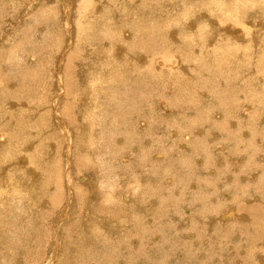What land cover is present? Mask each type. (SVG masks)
Returning a JSON list of instances; mask_svg holds the SVG:
<instances>
[{"label": "bare ground", "instance_id": "bare-ground-1", "mask_svg": "<svg viewBox=\"0 0 264 264\" xmlns=\"http://www.w3.org/2000/svg\"><path fill=\"white\" fill-rule=\"evenodd\" d=\"M36 1L37 0H32V2H30V5H28L29 9H27V10L30 11L31 13L33 12V10L36 9V3L38 4V1L37 2ZM53 1H56V0H53ZM28 2H29V0H28ZM60 2H61V4H60ZM76 2L77 3L75 4L73 2V0H58V3L61 6V8L65 9V13H64L65 15L63 14L64 16L60 17L62 19L64 18L63 23L62 22H60V23H62L64 25L63 26V27H65L64 30H66V31L63 30L66 34L65 38L67 40V42H65V44L66 43L72 44V42H74V44H73L74 47H73V45L72 46L68 45V48H70V49L67 52V56L69 58H71L70 60H72V56L77 52L78 49H79V52H81L82 54H84L83 52L86 51L87 49H90V52L87 51L88 53L84 54L86 59H82L83 64L81 63V61L77 60L76 62H78V64L74 67L76 69L79 67L78 73L75 69L76 74L78 76H80V73H81L82 77L85 78L88 75V73H90V75L92 77L91 79L89 78L90 82H91L90 85L95 84V91L91 92V96H90V92H83V93H86L85 94L86 96L83 94L84 97L80 96L81 94L79 95V92L78 93L75 92L76 93L75 97H74V94L72 93L74 100L72 102V99H71L69 102L72 104L73 108H75V106L77 104V103L76 104L74 103L75 101L78 102V105L81 102H83V104L88 102L87 104H89L88 105L89 112L91 111L93 113V111H94L95 118L98 119L96 125L99 128L96 127L97 128L96 132H98V131L100 132V135H101L100 140L101 141H106L107 139H109V137L111 135L116 136V134L129 135V137L133 139V136H135L139 133L142 136L140 138L141 141L145 144L144 138H145L146 134L144 132L148 128L149 120L154 121L156 119V117L159 119L163 118V120H164L165 118L168 117L167 114L170 113V112H167V110H170V107L168 109L167 108L168 105L165 106L163 104V102L165 103V101L161 102L162 101L161 99L162 98L166 99V96H168V99H169V95H170V97L177 99V101L175 103L176 104L175 108L176 107H183V108H185L184 112L186 110H189V109L193 110L195 108V107H193V104L195 105L196 103H193V104L190 103L189 104V102H190V100L193 101V97L194 96L196 97L197 93H199L201 96V97L200 96L198 97V102H200V103H201V100L205 99V101H207L208 99H211L213 101L215 98V100L218 101L217 102L218 107H216V109H218V110L214 109V111H211V110L210 111H211V113H213V112L215 113V111L219 112L220 114H216L214 116L218 117L217 119L221 121V122L219 121L220 123L218 124V126H219L217 129L219 131L218 135H215L212 132L215 135L214 137L211 135V137H213L212 138L213 141L208 140V142H210V141L213 142L211 144V149L212 148L213 149H212V151H209V150L206 151V161H207L206 168L205 167L203 168V166H202V168H200V170L201 169L202 170L201 171L198 170V172H202V174L207 178H203V180H202L203 182L199 183L198 180L191 182L190 181L191 176L187 173L183 176H181L179 174H174V176H176L177 182L179 183L178 187L179 188H180V186L182 187L181 192H179V190H178L179 193L178 194L176 193L174 198H167V197H169L168 189H166L167 194H164L165 192L164 193H162L163 191L160 192V186L155 188L154 187L155 185L150 187V184H148V183H152L154 181L153 180L154 178L161 179L162 178V171L164 169L161 170L158 167L159 163H153V164H151L152 165L151 168H148V169L146 168V167H149V165L151 163V158L154 157L155 155L151 154L153 156H150L149 154H147V152H146L147 149L145 148L146 149L145 150L142 147V143L139 140L138 141H139L140 147L143 148V150L138 149L139 150L138 153H135V150L137 149L136 146L138 147V145L134 146L133 144H135V143L132 142L135 138L132 141H130L131 139H129L126 142H123V144H121L117 148L106 147V146H103L101 143H98L97 146L94 147V149H95L94 151H96V149H97V158L98 159L102 158V160H103V156L107 152V150H108V153L111 154V156L109 157L110 159L104 162L106 167L112 166V168L115 171H118L120 169L122 172L126 171L127 168L123 169L125 165L123 166V168H121V166H120V168H118L117 163H119V162H123L125 164L130 163L132 165V167H134V166L138 167V168H135L134 170H130L129 172H124V175H126V179H127V177H129L128 178L129 183H132L131 188L133 187L137 190H136V193L134 195L135 196L134 199H131V201L134 202L133 207H131L129 212L123 213V217L125 218V220H124V218L122 219L123 223L122 224L119 223L118 219L116 218L119 216H114L113 214L112 215L115 217V219H111V221L106 220L105 217L102 218L100 222H98L96 220L98 223H103L104 225L109 227L110 232L106 231V232H108L109 238L101 237L100 232L96 229V227H94L92 229L89 228L88 235H87L89 238L88 243L96 251L100 247H104L105 249H107V248H114L115 245L119 246L120 248L123 249V246H126V244H127L126 240H128V235L123 237V232L127 230V228H124V227L126 225H128L129 223H131V232L134 230L133 233L137 234V233H139V231L143 233V232H145V229H146L147 217H148V219L150 218L152 220L151 225L153 226V228L156 229V231H158V232L165 231L166 232V229H165L166 226L162 221L163 218H165V217L171 218V216H170L171 212L174 211L175 209H177V204L181 201H186L185 205H193V206H191L192 212L191 213L189 212L190 215H188L187 219L186 220L183 219L184 224H183V227L181 229L182 231L179 230L178 232H176L174 234H172L170 231V235L167 234V237L168 238L171 237L170 238V240H171V239H173L172 237H175L177 235H181L182 237L185 236V238H187L188 241H183L182 243L187 244L189 247H191V249H190L191 253L195 254L194 253L195 250L199 249V247L202 246L201 245L202 243L204 245H206V243L208 242L209 231L207 232V226L211 225L213 221H218L217 220L218 218H215L213 221H212V219H210L208 222L207 219L209 218L210 213L215 212V211L224 212L226 209H229L228 207H226L225 204L224 205L221 204L222 203L221 201H223L222 199H221V201H219L220 198H223L221 189L224 190L226 188V185L232 184L231 186L234 187V189H235L236 187L239 188V186H236V184L234 182L243 181L244 184H247L244 186H246L248 188H245L244 186H242L240 184V189L238 190L240 193L242 192V195L240 194L241 195L240 198L246 199V196H249V198L246 199L248 202L249 201L253 202L254 200L256 201V200L261 199V203L263 202V204H264V190H263V188H258L256 186L257 187V189H256V187L254 186L255 188L253 187L254 189L250 190L251 185L248 184V183H250L249 182L250 180L254 181L255 179H256V183L259 182L258 180L260 179L261 175L258 174L257 170H261L260 166L261 167L263 166L262 163L264 162V152L261 155H259V154L256 155V156H258L257 158L260 161L259 162L260 164L255 163V162H258V161H256L255 157L253 159L248 157V156H251L252 154L247 155L245 157L243 155L249 151L248 146H255L254 141L256 140V138H259V140H260V138H264V124H262L264 122V51L263 52L259 51L258 41L260 42L261 40L257 39V36H259L258 30H257V28H258L257 22H258V24H260V22L264 21V20H262L260 22L258 21L259 19L261 20V18L264 19V15H262V13H264V9H263L264 0H171V1H166V0H76ZM103 2H105V6L107 7L106 9L103 8V7H105V6H103ZM165 3H170V4H174V5L168 6L169 4L164 5ZM21 4H22V2H21ZM134 6H136V7H134ZM120 7L121 8L123 7L122 8L123 12L121 14L122 19L119 22V19L121 16L116 11ZM171 9L172 10L174 9V10L172 12H170ZM202 9L208 10V12L207 13L205 12L206 13L205 14L204 12L201 11ZM60 11H62V10H60ZM166 11H167V13H165ZM176 12H178V17H179V15H181L183 17V19H187V18H189V16H194L193 19H191L192 18L191 17L190 18L191 20H189V21L185 20V25H183V21L181 18L180 21H182V25L180 26V24H179V27H176L182 33L184 31V33H186L189 36L186 39V41L188 42V46L192 45V44L194 45V43H195V45H196V43L198 44L199 40L203 43L200 46L202 51L198 53L199 49L196 50L197 54L195 53V55H193V52L189 51L192 47V46L191 47L189 46L190 49L187 50L186 57L184 58L185 61L188 62L187 63L188 67H186V64L184 65L182 60H180V57L182 58V56H183L182 55L183 52H181L182 54L181 53H177V54L169 53V52H172L171 50L173 48H175V47H173V44L170 42H166L167 44H169V46L167 44H164L163 48L161 47L162 49L157 50L156 52H155V48H154L153 54L150 55L148 53L149 55H147L148 56L147 58H144L145 56L144 57H139L136 55L134 56L133 50L135 48L138 49L140 52H143L144 50H147L145 48L147 46L146 42L148 43V41H150V40H153V41L156 40V42H157V40L160 41V39H163V37H164L163 36L164 32L167 35H168V32H174V30H169V29L173 27V26H170V23L171 24H172V22L175 23L180 18V17L179 18L175 17L177 14ZM163 13L166 14L167 17H165L166 15H164ZM258 13H260L262 16L259 19H258ZM47 14H49V12ZM59 14H61V13H59ZM157 14H158V16H157ZM23 15H24V13H23ZM155 16H157L158 19ZM208 16H210V17L212 16V17H214V19L215 18L218 19V17H219L220 21L216 22L214 19L208 18ZM164 17L166 18L165 21L163 20ZM19 18H21V17H19ZM60 18L58 17V19H60ZM15 19H17V18H15ZM31 20H33V19H30V21ZM87 20H91L90 24L87 23ZM113 22H115L116 25H113L114 24ZM197 22L199 24H197ZM210 22H212L213 24H216V26H218V27H215L216 28L215 38L214 39L210 38L211 40L210 41L208 40L209 42H207L208 37L206 38V36H207L206 34L211 30V27H208L209 26L208 24ZM13 23H15V22H13ZM179 23H181V22H179ZM213 24H211V25L213 26ZM6 25H8V23ZM39 26H41V25H39ZM46 26H47V24H46ZM60 26H61V24H60ZM43 29H46V27L44 26ZM128 29H129V31H128ZM193 30L197 31V32L193 33L192 32ZM263 30H264V28H263ZM84 31H86V35L84 34L85 36L83 37L82 35H83ZM211 32H212V30L208 34H210ZM215 32H213V33H215ZM35 33H36V30H35ZM178 34H179V32H178ZM212 35L210 34V37ZM35 36H36V34H35ZM175 36H177V35L175 34ZM180 36H181V34H180ZM169 37H170V35H169ZM170 38H172V36ZM163 40H166V39H163ZM21 41H22V39H21ZM127 41H129V43H127ZM175 41L177 42L178 40L175 39ZM175 41H174V45L176 46ZM36 42H38V41H36ZM30 44H32V43H30ZM154 44L156 45V43H154ZM170 44H172V46H170ZM181 44H182V42H181ZM261 44H263V43H261ZM3 45H5V44H3ZM155 45L153 47H155ZM160 45H162V43ZM198 45H200V44H198ZM178 46L179 45H177V47ZM184 46H185V44H184ZM2 47L0 46V48H2ZM170 47H173V48H170ZM189 47H186V49ZM193 47L196 48V46H193ZM178 48L181 49V47H178ZM178 48H176V49H178ZM176 49H173V50H176ZM183 49H185V48H183ZM186 49H185V51H186ZM20 50H21V48H19L17 45L16 47H13L12 49H10V51L7 53L6 56L0 58V66H1V68H3L5 70V74L7 75L4 78H0V263L4 260V262H2L1 264H21L22 263L20 261L21 259H23L24 261L36 260L34 258L37 257V255L41 249L42 250L45 249V250H43L44 252L42 251L43 253L48 251L47 245H48L49 240L53 239V241L55 243L56 242H59V243L62 242L63 243V240L65 238V236H64L65 235L64 234L65 226L63 225L65 219L57 218V217H55V214H54L55 218H53L52 217L53 214L51 215L49 213V210H51L53 208L54 204L56 203V201H58L59 193H58V190L55 193H50L48 191V189L51 187L50 186V184H51V185H55V187H57L58 189L61 190V184H62L61 180L58 181V178H57V181L55 180L56 183L54 182L55 183L54 184L53 181L46 179L43 182L40 181V182L34 184V181H36L37 179L32 180V175H34L33 173L35 170L40 168L39 165H41V164L45 165V163H47L44 160H46V158L48 156L47 157L45 156V154H47L45 149H44L45 152L42 151L41 153L44 152L43 154L46 158H44L43 154L37 155L35 152H33L35 149L30 151L29 149L31 147L25 148V146L27 144L26 145L24 144L25 145L24 146L23 143L21 142L22 137L19 136V132H21V131L23 132L22 134H25V131H31L30 127H28L29 125L34 124V126H32L31 129H33L35 126L38 125L36 123L38 122L37 116L39 115V114L38 115L34 114L32 116L29 115L30 111L26 112V109L24 107L22 108V105L26 106L28 104V106H29L30 105L29 103H33V104H36L37 108H39L41 105V101H42L40 96L38 95L37 89L34 86V84L36 83L35 80L36 81L39 80V78L36 79V77H37L36 71L38 68V66L36 65V58L39 56L36 57V55H35L36 53L32 54V52L30 55L28 53L22 54L20 52ZM138 50H137V52H139ZM193 50H195V49H193ZM260 50H262V47L260 48ZM151 51H150V53H151ZM63 52H65V51H63ZM0 53L2 54V51ZM58 53H60L59 50H58ZM61 53H60V55L58 54L59 55L58 57L61 56ZM95 53H97V54H95ZM40 54H43V53H40ZM64 54H66V53H64ZM82 54H81V56H83ZM96 56H98V58H97L98 61H93V63H92L91 60ZM190 56H192V59L194 61V63H192V64H191L192 60L190 59ZM54 57H56V56H54ZM68 57H67V60H69ZM60 58L62 60V57H60ZM184 59H183V61H184ZM64 60L62 63H64ZM70 60H69V62H70ZM38 61H39V59H38ZM41 62H43V61H41ZM39 63H40V61H39ZM56 63H57V61H56ZM58 63H60V62H58ZM73 64H74V62H73ZM39 65H41V64H39ZM87 67H89V68L87 69ZM61 69H62V67H58V69H56V68L54 69L55 72L53 71L55 73L54 74L55 76L53 78L56 77L59 82H57L56 79L55 80L53 78L52 79L54 81H56L57 84L58 83L61 84V86H62L61 91H63L65 93V95L67 93L68 94L67 96H69L71 94V92L69 90H66V89L63 90V89H64V87H67V79L70 78L71 74H69V71H66V70H65L66 73L64 74V72ZM4 70H3V72H4ZM15 71H17V72L14 75H10V73H13ZM243 71H249V72L244 73ZM214 72H216V75L217 74L221 75L220 79H222L224 81V82H222V80L219 81V89H216L215 87L207 88V87H209V83H211L213 81V83H211V84H213V86H214V83L216 82V81L214 82V80L217 76L214 78L212 76L215 74ZM256 73H258V75H259L258 77L256 76L257 75ZM76 74L73 75V77H71V78H74V76H76ZM253 74H254L256 79L254 78ZM67 75H68V77H67ZM63 77L66 78L65 83L63 81ZM84 78L81 79L80 77H78L76 79H78L79 84H82V80ZM217 79H219V78H217ZM69 81H70V79H69ZM51 82H53V81H51ZM221 83H223V86H221ZM76 84H77V82H76ZM90 85L88 87H90ZM51 86H53V85H51ZM54 87H55V85H54ZM74 87H76V85H74ZM57 88H59V87H57ZM71 88H72V86H71ZM93 89H94V87L92 88V90ZM199 89H204V90H199ZM50 90L52 91L53 89L51 88ZM215 90H216V92H215ZM57 91H58V89L55 92L56 94L58 93ZM75 91H77V90H75ZM87 91H89V90H87ZM167 91H170V92L168 93ZM52 93H54V92H52ZM161 93H163L162 96L160 95ZM155 95H157V96H155ZM241 95H242V98H239V96H241ZM70 97H72V96L70 95ZM16 98L19 100L18 101L19 103L13 100ZM54 98H55V96H54ZM57 99H58V101L62 100V102H63L66 98H64L61 95H58ZM249 100H251V101H249ZM23 101H27V103L23 102ZM244 101H249V102L244 103ZM62 102H60V103L55 102L53 104V112L51 113L52 115L50 114V116H52L50 120H53L52 122L56 123L57 127L60 126V127L69 131V130L73 129V123L64 122L63 119H66V118L62 119V113L59 110V106L62 104ZM93 102H94V104H96L95 107L93 105ZM259 103H261L260 106H263V109H260V106H258ZM70 105H68V106H70ZM62 106H63V104H62ZM83 106H85V105H83ZM164 106H165L166 110L164 109ZM247 106L249 107L248 112L245 111V108ZM66 107L67 106H65V109H66ZM78 107H80V106H78ZM208 107H206V109ZM7 108H9V109H7ZM11 108H13L14 110H11ZM203 108H205V107H203ZM28 109H29V107H28ZM80 109H81V107H80ZM176 109L172 110L171 113L178 114L179 111ZM88 110L85 112L84 117H85V115L88 117V114H87ZM31 111L33 113H35L34 110H31ZM204 111L208 112L209 110H204ZM200 112H202V110ZM23 113H24V115L25 114L27 116L29 115V117L32 118V120L30 121V123L28 125L25 126V128L20 129L19 127L21 126V123L27 118V117L26 118L23 117V119H22V116H24ZM78 114H76V115H78ZM202 114H200V115H202ZM166 115H167V117H166ZM200 115H198V118L200 117ZM6 118H8V119H6ZM79 118H80V115H79ZM202 118H204V119L202 120ZM202 118H199V119H201L202 121L207 120L206 115ZM239 118L241 121H242V119L248 120L246 127L244 126V128H246V130L243 128L245 131L241 132V133H243V136L241 138L245 137V135H246V137L248 136V138L246 140L243 138L246 142L245 147L242 146L243 140L241 138L236 137V135H235L236 131L234 130V129H236L239 132V129L242 127L237 129V126H240V125L236 126V124L233 123L234 121L231 122L232 119H238L239 120ZM258 118H260V119H258ZM41 119L44 123H46V121H44L42 116H41ZM211 119L213 120L214 118H211ZM211 119H210V121H211ZM156 120L158 121V119H156ZM257 120H259L260 122ZM192 121H196V120L192 119ZM210 121H208V123ZM215 121H217V120H215ZM241 121H240V123H241ZM52 122H50V124ZM214 123H216V122H213V124ZM39 125H41V124H39ZM76 125H80V124H76ZM184 125H182V126L184 127ZM12 126H14L15 128H10ZM42 126H40V127H42ZM47 126H48V122H47ZM55 126L53 125L52 127H55ZM130 126H134L133 130L129 129ZM200 126H202V125L200 124ZM205 126L204 127L202 126L199 133L193 132V134H192L190 132L191 135L187 134L188 136L179 135L180 139H181L180 140L178 138V140H180V144L182 142L185 143L183 145V147H181L182 145L180 146V144L178 145L181 147V150L183 152L194 154L195 150H198L199 152L204 150V148L206 146V145H204V143H208L207 139L205 137L207 134ZM241 126H243V125H241ZM94 127H95V125H94ZM190 128L191 127H188L187 129L190 130ZM86 129L90 131V126H85L83 124L82 126H80V129H78L80 132H82V134H83L82 138H84V140L87 137L91 136V134L90 135L85 134ZM231 129H233V130H231ZM169 130H170V128H169ZM172 130H174V129H172ZM197 130L198 129H196V131ZM6 131H8L9 133H12V134L8 135L9 133ZM216 131H214V132L216 133ZM240 131H241V129H240ZM29 133H28V135H29ZM33 133H34V131H33ZM75 133H77V132H75ZM169 133H171V132L169 131ZM175 133L176 132L174 131V134ZM16 134H17V140L14 139ZM94 134H95V132H94ZM196 134H198V136L199 135L200 136L198 137ZM12 135H13V137H12ZM61 135H65V137H66L67 134H61ZM177 135L178 134L176 133L175 136H177ZM70 136L74 137L75 134H74V136L69 135L68 137H70ZM193 136H197L198 138L196 137L197 139H194ZM209 137H208V139H209ZM118 138H119V136H118ZM35 139L37 140V138H35ZM115 139H117V138H115ZM145 139H147V138H145ZM13 140L15 141V144L13 143ZM50 140H52V139H50ZM71 141H72V138H71ZM115 141H117V140H115ZM261 141H263V139ZM47 142H51V141L47 140ZM65 142H66V140L63 142V144ZM112 143H111V145H112ZM147 143H148V141H147ZM231 143H232V145L229 146V144H231ZM53 144H55V143H53ZM92 144L94 145V143H92ZM164 144L162 143V145H164ZM220 144H223L225 146V150L224 151L222 150L223 152H221L219 149H218L219 152L217 150V147ZM29 145H31V144H29ZM73 145H75V144H73ZM176 145H177V143H176ZM133 146H134V148H133ZM81 147H82V145H81ZM256 147H259V146H256ZM56 148H55V150H56ZM60 148H61V146H60ZM259 148H261V147H259ZM162 149H164V148H162ZM262 149H264L263 146H262ZM51 150H53V149H51ZM124 150H126V152H127V155L124 154L125 156L120 154ZM38 151H39V149H38ZM158 151L160 152L161 149ZM176 151H177V149H176ZM260 151L261 150H259V149L257 151L255 149L254 154L259 153ZM47 152H48V150H47ZM70 152L72 153V151H70ZM154 152H155V150L153 151V153ZM159 152H156V155L160 154ZM199 152H198V154H199ZM92 153H94V152H92ZM161 153H162V151H161ZM48 154H49V152H48ZM166 154L168 155V153H166ZM183 155H184V153H183ZM52 157H51V159H52ZM155 159H157V158H155ZM199 159H200V157H199ZM254 159H255V162H254ZM157 160L163 161L162 158H158ZM261 161H263V162H261ZM200 162H202V160ZM49 163L50 162H48V164ZM115 164H116V167H115ZM201 165H202V163H200L199 167H201ZM52 166H53V164H52ZM171 167H173V165ZM252 167H253V169H256V171H257V174H254L255 177L252 176ZM5 168H8L9 171H8V169H5ZM213 168H216L217 172H215V170H213ZM43 169L41 167V170L39 169L38 173L40 172L41 175L44 177L45 171ZM95 169H97V168H95ZM111 169L109 168V170H111ZM209 169L213 170V172L208 173ZM11 170L13 172L16 170H20L23 172H21L20 176L18 178H16L14 176V174L11 172ZM28 170H31L32 172H30ZM64 170H65L64 171L65 177H66V175H70L69 171H71V170H69V171H68V169H64ZM102 170H100V171H102ZM157 170L160 171L158 174H157ZM27 171H28V173H27ZM46 171L50 172L48 169ZM111 171H109V173H107L106 176L105 177L103 176L104 178L101 179L102 182L105 183V186L106 185L110 186L108 190L107 189H104V190L111 193V194H109L108 199H106V201H103L105 203L102 206L107 208V206L113 205V209H114L115 205L118 204L121 197H124V196H122V194H119L120 198H118L114 195V194H117L120 191V189L118 188L119 189V190H117L118 192L115 191L117 184L114 187L112 181H115L116 178L115 179L113 178L114 174L112 176ZM54 172H55V174H58V166L57 165L54 166ZM99 173L100 172H98V175H99ZM260 173L262 174L263 170H261ZM136 174L138 175V178H137L138 180L135 177ZM208 174H209V176H208ZM50 176H53V175H50ZM85 176H88L87 173ZM83 178H84V176H83ZM119 178H122V174L117 175V179H119ZM167 178H170V177L167 176ZM68 179H67V181H68ZM64 180L66 181V179H64ZM109 180L111 183H106ZM151 180H153V181L151 182ZM83 181H87V179H84ZM171 182H172V184L175 183L172 180H171ZM167 183H169V182H167ZM90 185H92V184H90ZM90 185H89V187H90ZM65 187H68V184ZM92 187L93 186H91V188ZM123 187H124V185H123ZM163 187L165 188V186H163ZM72 188H73V186H72ZM166 188H168V187H166ZM41 189H43L42 191H44L43 194H44L45 198L44 199H37L34 192H36L35 190H41ZM69 189L70 188H68V190L66 189V191H68V193H69V191H71ZM99 189H101V188H99ZM175 189H178V188H175ZM89 190H91V189H89ZM76 191H77V189H76ZM93 191H94V189H93ZM129 191L131 192V190H129ZM224 191H226L227 193H230V192H228L229 188L225 189ZM254 191H257V192H254ZM73 192H75L74 189H73ZM77 192H75V194H78ZM125 192H126V190H125ZM216 192H218V193H216ZM239 192H236L234 194V196L238 197ZM121 193H123V192H121ZM69 194H71V193H69ZM91 195L93 196L94 194H90V196ZM67 196H70V195H67ZM149 196L154 198V199L152 200L153 201L152 205H150V207H148L149 210L146 211L145 208H146V205H148V203H145V201H143L142 198L149 197ZM231 196H232V194H231ZM71 197H72V199L74 198L73 195H71ZM215 197H216V199L219 197L218 198L219 200H217V202L213 203L211 200H212V198H215ZM95 198L98 199V196ZM95 198H94V200H95ZM126 198L127 197H124V199H126ZM152 198H150V199H152ZM87 199H89V198L87 197ZM99 199H100V196H99ZM223 199L224 200L225 199L230 200L229 197L223 198ZM51 200L52 201L54 200L53 203ZM66 201H67V199H66ZM88 201H87V203H88ZM121 201H122L123 205L126 206V208H124V209L127 210V208H130V202H128V200L126 201V200L122 199ZM50 202H51V204H50ZM70 203H71V200H70ZM196 204L198 206L200 205V207L198 209L196 208L197 207ZM84 205H85V202H84ZM39 206H41V208H39ZM85 206H88V204ZM120 206H122V205H120ZM65 207H66V204L63 207V209ZM232 207L235 208L234 205L230 206V208H232ZM249 207H248V209L246 208L247 210H245V209L244 210H238V208H235L236 212L238 214H240L241 217L235 216L236 218H233V219L228 218L226 220H223L225 222H221V220L218 221L221 224L228 223V228H227L228 230H223V228H218L219 230H223L222 231V240L224 242L226 241L227 235L229 233L230 234L234 233V231H235L234 228H236V230H237V232L235 231L236 235L234 237L232 235L233 238L230 239L231 238L230 237L229 239L232 241L237 240L236 244L239 243L240 246L243 245V241H244V240H242V238H243L242 235L248 234V232L250 233V231H248L250 228H251V231L253 233H254V231H256L255 234H261L262 233V231H260L261 229L264 232V217L261 218L263 215L260 214V212H263L264 206H261V209H258L255 205H249ZM85 208H84V213L90 214L91 212L89 210L86 211ZM60 209H62V208H60ZM68 209H69V207H68ZM70 209H72V208L70 207ZM73 210L75 211L74 208H73ZM59 211L56 210V214ZM62 213H64L63 210H62ZM82 215L83 214L81 213V218H82ZM58 216H59V213H58ZM68 216H69V212H68ZM68 216H67V218H70ZM83 216H85V215H83ZM72 217H74V216H72ZM88 217H90V216L87 215V218ZM128 217L130 218V220H128L129 219ZM67 218H66V220H68ZM91 218H93V217H90V219ZM90 219H88V220H90ZM131 219H132V222H131ZM176 219L179 221V218H175V220ZM78 221H80V220H78ZM128 221H130V222H128ZM81 222H82V220H81ZM86 222H88V221H86ZM93 223H94V221L91 220V223L89 225L91 226V225H93ZM198 223H200L201 225H198ZM129 227H130V225H129ZM73 229H75V227H73ZM173 229H175V228H173ZM231 229H233V230L229 231ZM80 230H82V229H80ZM48 231H51V235H50L51 239L49 237H48L49 239L47 238V236L49 234V233L47 234ZM93 231H94V233H93ZM182 233H185V234L183 235ZM155 234H157V233H155ZM159 237H160V235L157 236V240H155V241L160 240ZM257 237H258V241L260 240L259 242H257L256 239H254V241H251V243H246V245L250 244L244 253L245 256L247 257V259H250L252 257V250H254V248H253L254 245L257 246V244L258 245L261 244V246H264V242H263L264 235H257ZM130 238H131V236H130ZM46 239H48V240L46 241ZM150 240H153V239L151 238ZM85 241H82V242H85ZM139 241H140V238H139ZM171 241L173 242V240H171ZM141 242H143V241H141ZM130 243L134 244L131 241H130ZM72 244L75 245V241H73ZM72 244H71V246H72ZM256 246H254V247H256ZM49 247L51 248V246H49ZM54 247H55V245H54ZM61 247H62V245H61ZM91 247H89V248H83L82 247L79 251H77L78 252L77 254L80 256V254L83 253V251H84V252H87L89 256L95 257L97 253L94 252ZM70 248L72 249V247H70ZM239 248L240 247L238 246L237 249L240 250ZM155 249L157 250V252H159L160 246L158 248H155ZM232 250H234V249H232ZM70 251H72V250H70ZM157 252H155V253H157ZM237 252L238 251H236V253ZM239 252H238V254H239ZM243 252L241 254H243ZM253 253H254V251H253ZM262 253H261V255H262ZM256 255L258 256V254H256ZM47 256H48V254H47ZM51 256H53V255H51ZM54 256H56V255H54ZM180 256L182 258V257H185L186 255L180 254ZM202 256H204V258H205V255H202ZM229 256H231V255H229ZM235 256H238V255L236 254ZM238 257H240V256H238ZM42 258L43 257H41V259ZM52 258L54 259L55 257H52ZM213 258H214V256H213ZM233 258L235 259V257H233ZM81 259H80V261H81ZM103 259H105V262H106V260L108 262H110L107 258L103 257ZM200 260H203V258L202 259L200 258ZM246 260H244L243 262H245ZM217 261H218V259H217ZM248 261H247V263H248ZM202 262H201V264H202ZM211 262H212V264H222L220 262L219 263L216 262V260H213V261L211 260ZM250 262L252 264V261H250ZM260 262H262V261L259 260V262H257V263L260 264ZM138 263L141 264V262H138ZM152 263H154V262H152ZM262 263H264V262H262ZM51 264H53V263H51ZM79 264H96V263H94L93 260L91 261V259L88 256H86L83 259V261H81ZM206 264H208V263H206Z\"/></svg>", "mask_w": 264, "mask_h": 264}, {"label": "rangeland", "instance_id": "rangeland-1", "mask_svg": "<svg viewBox=\"0 0 264 264\" xmlns=\"http://www.w3.org/2000/svg\"><path fill=\"white\" fill-rule=\"evenodd\" d=\"M38 1V4L36 3ZM35 3H36V9L35 10H33V12L31 13L30 11H28L27 9H29V6L28 5H30V2H32V0H29V2H28V0H0V42L2 43H0V46L2 47V48H0V52L2 51V54L0 53V58H2V57H4V56H6L7 55V53L10 51V49H12L13 47H16L17 45H18V47L19 48H21V50H20V52L22 53V54H25V53H28L29 55L31 54V52H32V54H35L36 55V57L37 56H39V57H37L36 58V65L38 66V68H37V71H36V79L37 78H39V80H35V84H34V86H35V88L37 89V92H38V95L40 96V98H41V105H40V107L39 108H37L36 107V104H33V103H29L30 105L28 106V104L26 105V106H24V105H22V108L24 107L25 109H26V112L27 111H30V114L29 115H34V114H36V115H38L37 117H38V122L36 123V124H38L37 126H35L33 129H31V127L32 126H34V124H32V125H29L28 127H30V130L31 131H25V134H22L23 132L21 131V132H19V136L20 137H22L21 138V142L23 143V145L25 144H27L26 146H25V148H30L29 150L31 151V150H34L33 152H35L37 155L38 154H43L44 152H45V150H46V153L48 154V152H49V154L47 155V154H45V156L47 157H45L44 156V154H43V156H44V158H46V160H44V161H46L47 163H45V165L44 164H41V165H39L40 166V170H41V167H42V169L45 171L44 172V177L41 175V173L39 172L38 173V170L39 169H37V170H35L34 171V175H32V180H35V179H37L36 181H34V184H36V183H38V182H40V181H45L46 179L47 180H50V181H53V183L55 182L56 183V181H57V178H58V181L59 180H61V190L60 189H58L57 187H55V185H51L50 184V186L52 187H50L49 189H48V191L50 192V193H55L57 190H58V193H59V196H58V201H56V205L54 204V206H53V208L51 209V210H49V213L52 215L53 214V218H55V217H57V218H63V219H65L64 220V223H63V225L65 226V231H64V236H65V238H64V240H63V243L62 242H54L53 241V239H51L50 238V235H51V231H48L47 232V234H48V236H47V238L49 237L51 240H49L48 241V245H47V250L48 251H46L45 253H43L44 251L43 250H45V249H41L40 251H39V253H38V255H37V257L36 258H34V259H36V260H29V261H24L23 259H21L20 261L22 262L21 264H51V263H53V264H79L81 261H83V259L86 257V256H88L90 259H91V261L93 260V262L94 263H96V264H139L138 262H141V264H201V262H202V264L204 263V264H206V263H208V264H212V262H211V260L213 261V260H216V262H220V263H222V264H251V262L250 261H252V264H259V263H257V262H259V260L260 261H262V262H264L263 260H264V246H261V244H257V246L256 245H254V246H256V247H254L253 246V248H254V250H252V257L250 258V259H247V257L245 256V250L247 249V247L250 245H246V243H251V241H254V239H256V241L257 242H259L258 241V237H257V235H264L263 233V230L261 229L260 231H262V233L261 234H255L256 233V231H254V233L251 231V228L248 230V231H250V233L248 232V234H245V235H242V240H244L243 241V245L242 246H240V244L238 243V244H236L237 243V240H230V239H232L235 235H236V233H235V231L237 232V230H236V228H234V233L233 234H226L227 235V238H226V241L224 242L223 240H222V231L223 230H228L227 228H228V223H224V224H221L220 222H218V221H213L215 218H217L218 216H220V214L222 213V212H217V211H215V212H211L210 213V216H209V218L207 219L208 220V222H209V220L210 219H212V224L211 225H209V226H207V232L209 231V238H208V242L206 243V245H204L203 243L201 244L202 246H200L199 247V249H197V250H195V254H192L191 253V247H189L187 244H183L182 242L183 241H188V239L187 238H185V236L184 237H182L181 235H177V236H175V237H172L173 239H171V240H173V242L170 240V238L171 237H167V234H169L170 235V231H171V233L172 234H174V233H176V232H178L179 230L180 231H182L181 229H182V227H183V224H184V220H186L187 219V217H188V215H190L189 214V212L191 213L192 212V210H191V206H193V205H185L186 204V201H181V202H179L178 204H177V209H175L174 211H172L171 212V218L170 217H165V218H163V223L165 224V226H166V232L165 231H162V232H158V231H156V229L155 228H153V226L151 225V222H152V220L149 218L148 219V217H147V223H146V229H145V232H140L139 231V233H133V231L131 232V223H129L128 225H126L124 228H127V230L126 231H124L123 232V237H125V236H127L128 235V240H126L127 241V244H126V246H123V249L122 248H120L119 246H114V248H107V249H105L104 247H100L97 251L93 248V247H91L90 245H89V238H88V230H89V228L90 229H92V228H94V227H96V229L100 232V235H101V237H103V238H109V235H108V232H110V229H109V227H107L106 225H104L103 223H98V222H100L101 221V219L102 218H104L105 217V219L106 220H110L111 221V219H115V217L114 216H119V217H116L117 219H118V221H119V223H123V221H122V219L124 218L123 217V213H126V212H129L130 211V209H131V207H133V205H134V202L133 201H131V199H134V195H135V193H136V190L137 189H135V188H131V185H132V183H129V180H128V178L129 177H127V179H126V175H124V172H129L130 170H134L135 168H138L137 166H134V167H132V165L130 164V163H123V162H119V163H117V165H118V168H120V166H121V168H123V166H124V168L123 169H126L127 168V170L126 171H121L120 169L118 170V171H115L113 168H112V166H110V167H106L105 166V164H104V162L105 161H107V160H109L110 158V156H111V154L110 153H108V150H107V152L104 154V156H103V160H102V158L101 159H98L97 158V149H96V151H94L95 149H94V147L95 146H97V144L98 143H101L103 146H106V147H110V148H117V147H119L121 144H123V142H126L127 140H129V139H131L130 141H132L134 138V140L132 141L133 143H135V144H133L134 146H136V145H138V147L136 146V150H135V153H138L139 152V150L138 149H140V150H143V148L145 149H147V154H149L150 156H153V155H155L154 157L155 158H162L163 159V161H161V160H157V159H155L154 157H152L151 158V163H150V165L151 164H153V163H159V165H158V167L162 170V169H164L163 171H162V178L161 179H156V178H154L153 180H151V182L153 183H148V184H150V187H152V186H154L155 188H157V187H159L160 186V192L161 191H163L162 193H164V194H167V192H166V189H168V191H169V197H167V198H174L175 197V194L177 193H179V192H181V190H182V187L180 186V188L178 187V182H177V179H176V176H174V174H179V175H181V176H183V175H185L186 173L187 174H189L190 176H191V179H190V181L192 182V181H196V180H198L199 181V183H201V182H203L202 180H203V178H207V177H205L203 174H202V172H198V170H200V168H202V166H203V168L205 167L206 168V165H207V161H206V151L207 150H209V151H212V149H211V144L213 143L212 141V138L215 136V135H218V133H219V131L217 130L218 129V124L221 122L220 120H218L217 118L218 117H215L214 115H216V114H220L219 112H216L215 111V113L213 112V113H211V111H214V109H216V107H218V101L217 100H215V98H214V100L212 101L211 99H208L207 101H205V99L204 100H201V103L200 102H198V97L200 96V94L199 93H197L196 94V97L194 96L193 97V101L192 100H190V102H189V104L191 103V104H193V103H196L195 105L193 104V107H195L193 110H191V109H189V110H186L185 112H184V109L185 108H183V107H176L175 108V106H176V101H177V99H175V98H172V97H170V95H169V99H168V96H166V99H164V98H162L161 100V102H163V101H165V103L163 102V104L165 105V106H167V108L169 109V107H170V110H167V112H170L169 114H167L168 115V117H167V115H166V117L167 118H165L164 120H163V118H157L156 116V119H158V121L155 119L154 121H150L149 120V123H148V128L146 129V131L144 132L145 134H146V136H145V138H147V139H145L144 138V140H145V144L141 141V134H137V135H135V136H133V139L132 138H130L129 137V135H125V134H116V136L115 135H111L110 137H109V139H107L106 141H101L100 139H101V135H100V132L98 131V132H96V127H98L96 124H97V121H98V119H96L95 118V114H94V111H93V113L90 111L89 112V110H88V105L89 104H87V103H85V104H83V102H81V103H79V105H78V102H74L75 104H76V106H75V108H73V106H72V104L69 102L71 99H72V102H73V100H74V97H75V95H76V93H78L79 92V95L80 96H83L84 97V95L86 94V93H83V92H90V96H91V92H93V91H95V84H91L90 85V79L92 78L91 77V75H90V73H88V75L84 78V77H82V75H81V73H80V76H78L77 74H76V71H77V73H78V68L76 69L74 66H76L77 64H78V62H76L77 60H79V61H81V63L83 64V61H82V59H86L85 58V56H84V54H86V53H88V52H90V49H87L86 51H84L83 53L84 54H82L81 52H79V49L77 50V54L75 53L73 56H72V60H70L71 58H69L68 56H67V52H68V50L70 49V48H68V45H70V46H72L73 44H74V42H72V44L71 43H66L65 44V42H67V40H66V38H65V36H66V34H65V32L64 31H66V30H64L65 29V27H63L64 25L62 24L63 23V20H64V18L62 19V18H60V17H62V16H64L65 14V9H63V8H61V6L59 5V3H58V0H56V1H53V0H37ZM166 1H171V0H166ZM21 2H22V4H21ZM52 2V3H51ZM56 4H55V3ZM73 2L76 4L77 2H76V0H73ZM44 4V5H43ZM60 4H61V2H60ZM169 4V5H168ZM24 7H23V6ZM43 5V6H42ZM108 5V4H107ZM164 5H168V6H172V5H174V4H170V3H165ZM21 6V7H20ZM60 6V7H59ZM103 6H105V2H103ZM134 7H136V6H134ZM22 8V9H21ZM61 8V9H60ZM104 9H106L107 7L105 6V7H103ZM123 8V7H122ZM122 8L120 7L116 12L121 16L120 17V19H119V22H120V20L122 19ZM20 9V10H19ZM121 9V10H120ZM263 9H264V7H263ZM60 10H62V11H60ZM64 10V11H63ZM121 12H120V11ZM174 10V9H173ZM172 9L170 10V12H172L173 11ZM204 9H202L201 11L202 12H208V10H204ZM3 12V13H2ZM38 12V13H37ZM49 12V14H47ZM97 12V11H96ZM17 13V14H16ZM23 13H24V15H23ZM59 13H61V14H59ZM98 13V12H97ZM165 13H167V11L165 12ZM177 14H176V16L175 17H178V12H176ZM205 13V14H206ZM6 14V15H5ZM43 14V15H42ZM46 14V15H45ZM64 14V15H63ZM164 14V13H163ZM21 15V16H20ZM27 15V16H26ZM164 15H166V14H164ZM163 15V16H164ZM262 15H264V13H262ZM157 16H158V14H157ZM157 16H155V17H157ZM19 17H21V18H19ZM58 17L61 19H58ZM165 17H167V15L165 16ZM163 18V20L165 21V19L166 18ZM180 17V18H179ZM179 19H178V21L177 22H175V23H173L172 22V24L170 23V26H173L172 28H170L169 30H174V32H168V35L164 32L163 33V39H166V40H163V39H160V41L159 40H157V42H156V40H150V41H148V43L146 42V44H147V46L145 47L147 50H144L143 52H140L138 49H134L133 50V53H134V56L136 55V56H139V57H144V58H147L148 56L147 55H151V54H153V51H154V48H155V52L157 51V50H160V49H162L163 48V46H164V44H167L166 42H170V43H172L173 44V47H175V48H173V47H170V48H173V49H176V48H178V47H181V49H176V50H171L172 52H169V53H174V54H177V53H181V52H183V56H182V58L180 57V60H182V62H183V64L185 65L186 64V67H188V65H187V63L188 62H186L185 61V57H186V53H187V50H189L190 49V47H191V49L189 50V51H191V52H193V55H195V53L197 54V51L196 50H198V53L199 52H201L202 50H201V44H203L200 40L198 41V44H200V45H198L197 43H196V45H195V43H194V45L192 44V45H189L188 46V42L186 41V39L189 37L186 33H184V31H183V33L180 31V30H178V28H176V27H179V24H180V26L182 25V21H183V25H185V20H191V19H193V17L194 16H189V18H187V19H183V17L181 16V15H179ZM192 17V18H191ZM260 17H262L261 16V14L260 13H258V19L260 18ZM15 18H17V19H15ZM181 18H182V21H180L181 20ZM191 18V19H190ZM208 18H210V19H214V17H210V16H208ZM26 19V20H25ZM30 19H33V20H31L30 21ZM157 19H158V17H157ZM15 20V21H14ZM25 20V21H24ZM46 20V21H45ZM49 20V21H48ZM216 22L218 21H220V18L218 17V19L217 18H215L214 19ZM262 20H264V19H262L261 18V20L259 19L258 21L260 22V21H262ZM13 22H15V23H13ZM60 22H62V23H60ZM90 22H91V20H87V23H89L90 24ZM118 22V23H119ZM179 22H181V23H179ZM8 23V25H6ZM36 23V24H35ZM44 23V24H43ZM47 24V26H46V24ZM58 23V24H57ZM114 24L113 25H116L115 24V22H113ZM177 23V24H176ZM43 24V25H42ZM60 24H61V26H60ZM176 24V25H175ZM197 24H199L198 22H197ZM211 24H213L212 22H210L208 25V27H211V30H212V32L210 33L212 36L210 37V34H206L205 36H206V38L208 37V39H207V42H209L211 39H214L215 38V36H216V32H215V30H216V28L215 27H218V26H216V24H213V26L211 25ZM10 25V26H9ZM35 25V26H34ZM39 25H41V26H39ZM55 25V26H54ZM59 25V26H58ZM8 26V27H7ZM32 26V27H31ZM44 26L46 27V29H43L44 28ZM7 27V28H6ZM28 27V28H27ZM39 27V28H38ZM257 30H258V35L259 36H257V39L258 40H261L260 42L258 41V49H259V51L260 52H263L264 51V30H263V28H264V21H262V22H260V24H258V22H257ZM2 28V29H1ZM6 30H4V29ZM54 28V29H53ZM260 28V29H259ZM34 29V30H33ZM194 29V28H193ZM219 29V28H218ZM35 30H36V33H35ZM38 30V31H37ZM64 30V31H63ZM176 30V31H175ZM195 30V29H194ZM192 31L193 33H196L197 31ZM263 30V31H262ZM46 31V32H45ZM54 31V32H53ZM128 31H129V29H128ZM7 32V33H6ZM20 32V33H19ZM38 32V33H37ZM176 32V33H175ZM178 32H179V34H178ZM213 32H215V33H213ZM40 33V34H39ZM54 33V34H53ZM177 35V36H175V34ZM6 34V35H5ZM13 34V35H12ZM30 34V35H29ZM35 34H36V36H35ZM44 34V35H43ZM86 35V31H84V33H83V37ZM173 34V35H172ZM180 34H181V36H180ZM10 35V36H9ZM33 35V36H32ZM61 35V36H60ZM166 35V36H165ZM169 35H170V37L172 36V38H170L169 37ZM38 36V37H37ZM59 36V37H58ZM81 36V37H82ZM181 38H180V37ZM184 36V37H183ZM15 37V38H14ZM174 37V38H173ZM261 37V38H260ZM11 38V39H10ZM37 38V39H36ZM49 38V39H48ZM136 38V37H135ZM170 38V39H169ZM185 40H184V39ZM211 38V39H210ZM21 39H22V41H21ZM26 39V40H25ZM175 39L176 40H178L177 42L175 41ZM183 39V40H182ZM28 40V41H27ZM50 40V41H49ZM209 40V41H208ZM26 43H25V42ZM36 41H38V42H36ZM53 41V42H52ZM153 41V42H152ZM163 41V42H162ZM174 41H175V44H176V46L174 45ZM185 41V42H184ZM22 42V43H21ZM50 42V43H49ZM181 42H182V44H181ZM30 43H32V44H30ZM63 43V44H62ZM127 43H129V41H127ZM154 43H156V45L154 44ZM162 43V45H160ZM178 43V44H177ZM261 43H263V44H261ZM3 44H5V45H3ZM65 44V45H64ZM116 44V43H115ZM155 45V47H153L154 45ZM172 44H170V46H172ZM184 44H185V46H184ZM213 44V43H212ZM24 45V46H23ZM63 45V46H62ZM151 45V46H150ZM168 46H169V44H167ZM177 45H179L178 47H177ZM198 45V46H197ZM214 45V44H213ZM13 46V47H12ZM30 46V47H29ZM106 46V45H105ZM167 46V47H168ZM193 46H196V48L195 47H193ZM26 47V48H25ZM34 47V48H33ZM73 47H74V45H73ZM162 47V48H161ZM185 48L186 49V47H189V48H187L186 49V51H185V49H183V48ZM262 47V50H260V48ZM4 48V49H3ZM24 48V49H23ZM65 48V49H64ZM157 48V49H156ZM62 51H61V50ZM64 49V50H63ZM193 49H195V50H193ZM58 50H59V52L61 53V56L60 57H62V60H61V58L60 57H58L59 55H60V53H58ZM137 50L139 51V52H137ZM152 50V51H151ZM182 50V51H181ZM193 50V51H192ZM63 51H65V52H63ZM88 51V52H87ZM150 51H151V53H150ZM178 51V52H177ZM180 51V52H179ZM185 51V52H184ZM34 52V53H33ZM46 52V53H45ZM51 52V53H50ZM118 52V51H117ZM40 53H43V54H40ZM57 53V54H56ZM64 53H66V54H64ZM119 53V52H118ZM142 53V54H141ZM149 53V54H148ZM59 54V55H58ZM63 54V55H62ZM81 54L83 55V56H81ZM95 54H97V53H95ZM140 54V55H139ZM144 54V55H143ZM76 55V56H75ZM173 55V54H172ZM54 56H56V57H54ZM81 56V57H80ZM165 56V55H164ZM42 57V58H41ZM67 57H68V59L70 60V62H69V60H67ZM47 58V59H46ZM79 58V59H78ZM98 56H96V57H94L92 60H91V62L93 63V61H98ZM137 58V57H136ZM38 59H39V61H40V63H39V61H38ZM57 59V60H56ZM61 61H60V60ZM65 59V60H64ZM97 59V60H96ZM183 59H184V61H183ZM190 59L192 60L191 61V64L192 63H194V61H193V59H192V56H190ZM59 60V61H58ZM63 60H64V63H62L63 62ZM41 61H43V62H41ZM52 61V62H51ZM56 61H57V63H56ZM72 61V62H71ZM47 62V63H46ZM55 62V63H54ZM58 62H60V63H58ZM69 62V63H68ZM73 62H74V64H73ZM53 63V64H52ZM62 63V64H61ZM39 64H41V65H39ZM60 64V65H59ZM59 65V66H58ZM69 66V67H68ZM56 69H58V67H62V71L64 72V74L66 73V71H69V74H71L70 75V78H68L67 79V87H64V89L63 90H69L70 92H71V96L73 97V94H74V97L72 98V97H70V95L69 96H67L68 94L66 93V95H65V93L63 92V91H61V84H57V82H59L58 81V79L55 77V78H53L55 75V68ZM0 68H1V66H0ZM74 68V69H73ZM89 67H87V69H88ZM50 69V70H49ZM53 69V70H52ZM75 69H76V71H75ZM3 68H1L0 69V78H4V77H6L7 75L5 74V70H4V72H3ZM45 70V71H44ZM66 70V71H65ZM54 71V72H53ZM17 71H15V72H13V73H10V75H14L15 73H16ZM48 72V73H47ZM75 72V73H74ZM244 73H248L249 71H243ZM215 74L214 75H212L213 76V78L214 77H216L215 78V80H214V86H213V84H211V83H213V81L211 82V83H209V87H207V88H210V87H215L216 89H219V81L220 80H222V79H220V77H221V75H216V72H214ZM40 74V75H39ZM76 74V76H74V78H71V77H73V75H75ZM255 74V73H254ZM254 74H253V76H254ZM257 75V77L259 76L258 75V73H256ZM53 75V76H52ZM40 76V77H39ZM80 77L81 79L82 78H84L83 80H82V84H79V81H78V79H76V78H78V77ZM90 76V77H89ZM67 77H68V75H67ZM88 77V78H87ZM42 78V79H41ZM55 80L56 79V81H54L53 79ZM65 77H63V81H64V83H65V81H66V78L64 79ZM90 78V79H89ZM217 78H219V79H217ZM254 78H255V76H254ZM69 79H70V81H69ZM73 79V80H72ZM256 79V78H255ZM51 81H53V82H51ZM87 83H86V82ZM89 81V82H88ZM76 82H77V84H76ZM85 82V83H84ZM222 82H224L223 80H222ZM49 83V84H48ZM56 83V84H55ZM81 83V82H80ZM89 83V84H88ZM218 83V84H217ZM38 84V85H37ZM51 85H53V86H51ZM54 85H55V87H54ZM57 85V86H56ZM74 85H76V87H74ZM90 85V87H88ZM71 86H72V88H71ZM92 86V87H91ZM221 86H223V83H221ZM44 87V88H43ZM57 87H59V88H57ZM94 87V89L92 90V88ZM48 88V89H47ZM53 89L52 91L50 90V89ZM58 89V93L56 94L55 92H56V90ZM71 88V89H70ZM48 91H46V90ZM82 89V90H81ZM85 89V90H84ZM89 90V91H87V90ZM75 90H77V91H75ZM199 90H204V89H199ZM45 91V92H44ZM51 91V92H50ZM60 91V92H59ZM47 92V93H46ZM52 92H54V93H52ZM76 92V93H75ZM168 93L170 92V91H167ZM198 92V91H197ZM215 92H216V90H215ZM40 93V94H39ZM73 93V94H72ZM49 94V95H48ZM63 94V95H62ZM84 94V95H83ZM58 95H61V96H63L64 98H66L63 102H62V100H60V101H58V99H57V96ZM161 96L163 95V93H161L160 94ZM198 95V96H197ZM53 96V97H52ZM54 96H55V98H54ZM67 96V97H66ZM86 96V95H85ZM155 96H157V95H155ZM52 97V98H51ZM201 97V96H200ZM239 98H242V95L241 96H239ZM63 99V98H62ZM164 99V100H163ZM14 101H16V102H18L19 100L16 98V99H13ZM67 101V102H66ZM205 101V102H204ZM249 101H251V100H249ZM249 101H244V103H247V102H249ZM23 102H26L27 103V101H23ZM55 102H62V104H63V106H62V104L59 106V110H60V112L62 113V119L63 118H66V119H63L64 120V122H68V123H73V129H71V130H66V129H64V128H62V127H60L59 125V127H57V124L56 123H54V122H52L53 120H50L51 119V117L52 116H50V114L53 112V104L55 103ZM19 103V102H18ZM182 103V102H181ZM51 104V105H50ZM66 104V105H65ZM71 104V105H70ZM201 104V105H200ZM68 105H70V106H68ZM83 105H85V106H83ZM93 105H94V107H95V105L96 104H94V102H93ZM92 105V106H93ZM212 105V106H211ZM261 105V103H259V105L258 106H260ZM65 106H67L66 107V109H65ZM78 106H80L81 107V109H80V107H78ZM165 106H164V109L166 110V108H165ZM198 106V107H197ZM210 108H209V107ZM28 107H29V109H28ZM50 107V108H49ZM91 107V106H90ZM203 107H205V108H203ZM206 107H208L207 109H206ZM14 108V107H13ZM13 108H11V110H14ZM73 108V109H72ZM78 108V109H77ZM87 108V109H86ZM203 108V109H202ZM7 109H9V108H7ZM46 109V110H45ZM48 109V110H47ZM65 109V110H64ZM78 111H76V110ZM178 110L179 112H178V114H175V113H171V111L172 110ZM260 109H263V106H260ZM31 110H34V112L35 113H33ZM44 110V111H43ZM85 110V111H84ZM88 110V112H87V114H88V117L85 115V117H84V114H85V112ZM191 110V111H190ZM202 110V112H200ZM204 110H209L208 112L207 111H204ZM211 110V111H210ZM216 110H218V109H216ZM259 110V109H258ZM80 111V112H79ZM83 112V113H82ZM183 112V113H182ZM195 112V113H194ZM25 113V112H24ZM24 113H23V115H24ZM74 113V114H73ZM79 113V114H78ZM203 113V114H202ZM211 113V114H210ZM67 114V115H66ZM73 114V115H72ZM76 114H78V115H76ZM92 114V115H91ZM154 114V113H153ZM192 114V115H191ZM200 114H202V115H200ZM213 114V115H212ZM29 115L27 116L26 114L24 115V116H22V119H23V117L24 118H26L22 123H21V126L19 127L20 129H22V128H25V126L26 125H28L29 123H30V121L32 120V118H30L29 117ZM48 115V116H47ZM52 115V114H51ZM79 115H80V118H79ZM187 117H186V116ZM196 115V116H195ZM198 115H200V117L199 118H202V117H204L205 115H206V118H207V120L205 121H202L204 118H202V120L201 119H199L198 118ZM41 116L43 117V119H44V121H46V123H44L43 121H42V119H41ZM72 116V117H71ZM90 116V117H89ZM184 116V117H183ZM208 116V117H207ZM211 116V117H210ZM214 116V117H213ZM47 117V118H46ZM76 117V118H75ZM49 118V119H48ZM211 118H214L213 120L211 119V121H210V119ZM6 119H8V118H6ZM21 119V120H22ZM96 119V120H95ZM188 119V120H187ZM192 119H195L196 121H192ZM258 119H260V118H258ZM79 120V121H78ZM87 120V121H86ZM198 120V121H197ZM200 120V121H199ZM215 120H217V121H215ZM236 120V121H235ZM52 122L51 124H50V122ZM171 121V122H170ZM181 121V122H180ZM208 121H210L209 123H208ZM220 121V122H219ZM234 121V122H233ZM240 118H239V120L238 119H232L231 120V122H233V123H235L236 124V126L237 125H240V126H237V129L238 128H240V127H242V128H240L241 129V131H240V129H239V132H238V130H236V129H234L236 132H235V135H236V137H238V138H241L242 136H243V133H241V132H244L245 130H246V128H244V126L246 127V124L248 123V120H243L242 119V121H241V123H240ZM257 121H259V120H257ZM256 121V122H257ZM43 122V123H42ZM47 122H48V126H47ZM213 122H216V123H214L213 124ZM218 122V123H217ZM238 122V123H237ZM260 122V121H259ZM86 123V124H85ZM39 124H41V125H39ZM76 124H80V125H76ZM85 125V126H90V131L89 130H87L86 129V132H85V134L86 135H90L91 134V136L90 137H87L85 140H84V138H82L83 137V134H82V132H80L78 129H80V126H82V125ZM92 124V125H91ZM165 124V125H164ZM185 124V125H184ZM199 124V125H198ZM200 124L204 127L205 125V128H206V131H207V134H206V139H207V142H208V140H212V141H210V142H208V143H204V145H206L205 146V148H204V150H202V151H198V150H195V153L193 154V153H187V152H183L182 150H181V145H183V144H185L184 142H182L181 144H180V136L179 135H185V136H188L187 134H189V135H191L190 134V132L193 134V132L195 133V132H197L198 130H200L201 128H202V126H200ZM211 124V125H210ZM262 124H264V122L262 123ZM261 124V125H262ZM43 125V126H42ZM55 126V127H52V126ZM94 125H95V127H94ZM182 125H184V127L182 126ZM228 125V124H227ZM241 125H243V126H241ZM40 126H42V127H40ZM51 126V127H50ZM168 126V127H167ZM211 126V127H210ZM39 129H38V128ZM132 127V128H131ZM133 127L134 126H130L129 127V129H132L133 130ZM188 127H191L190 128V130H188L187 128ZM200 127V128H199ZM10 128H15L14 126H12V127H10ZM48 128V129H47ZM99 128V127H98ZM169 128H170V130H169ZM245 130H244V129ZM51 129V130H50ZM156 129V130H155ZM158 129V130H157ZM172 129H174V130H172ZM194 129V130H193ZM196 129H198L197 131H196ZM25 130V129H24ZM44 130V131H43ZM57 130V131H56ZM150 130V131H149ZM161 130V131H160ZM183 130V131H182ZM217 130V131H216ZM231 130H233V129H231ZM33 131H34V133H33ZM59 131V132H58ZM62 131V132H61ZM64 131V132H63ZM74 133H73V132ZM89 131V132H88ZM92 131V132H91ZM169 131L171 132V133H169ZM174 131L178 134L177 136H175L176 135V133L174 134ZM186 131V132H185ZM188 131V132H187ZM214 131H216V133L214 132ZM6 132H8V131H6ZM30 132V133H29ZM54 132V133H53ZM68 132V133H67ZM75 132H77V133H75ZM94 132H95V134H94ZM215 134H213V133ZM9 133V132H8ZM28 133H29V135H28ZM40 133V134H39ZM44 133V134H43ZM60 133V134H59ZM73 133V134H72ZM152 135H151V134ZM169 133V134H168ZM186 133V134H185ZM240 133V134H239ZM12 133H9L8 135H11ZM61 134H67L68 136L69 135H72V136H74V134H75V136L74 137H68L67 135H66V137H65V135H61ZM94 134V135H93ZM49 135V136H48ZM197 136H198V134H196ZM211 137V135L213 136V137H209V136ZM28 136V137H27ZM48 136V137H47ZM93 136V137H92ZM118 136H119V138H118ZM171 136V137H170ZM175 136V137H174ZM197 136H193V138L194 139H197L198 137ZM224 136V135H223ZM12 137H13V135H12ZM46 137V138H45ZM81 137V138H80ZM112 137V138H111ZM137 137V138H136ZM170 137V138H169ZM174 137V138H173ZM197 137V138H196ZM208 137H209V139H208ZM35 138H37V140L40 142H38ZM39 138V139H38ZM52 139V140H50V139ZM70 140H69V139ZM71 138H72V141H71ZM79 138V139H78ZM93 138V139H92ZM115 138H117V139H115ZM122 138V139H121ZM178 138L180 139V140H178ZM245 140L248 138V136L246 137V135H245V137H243ZM243 138H241L242 140H243V144H242V146H246V142H245V140L243 139ZM14 139L15 140H17V134L15 135V137H14ZM23 139V140H22ZM30 139V140H29ZM58 139V140H57ZM76 139V140H75ZM113 141H112V140ZM168 139V140H167ZM193 139V140H194ZM263 139V141H261ZM47 140L48 141H51V142H47ZM66 140V142L63 144V142ZM93 140V141H92ZM115 140H117V141H115ZM142 143V147L143 148H141L140 147V144H139V141ZM143 140V141H144ZM163 140V141H162ZM33 141V142H32ZM60 141V142H59ZM63 141V142H62ZM68 141V142H67ZM79 141V142H78ZM97 141V142H96ZM109 141V142H108ZM120 141V142H119ZM147 141H148V143H147ZM172 141V142H171ZM177 141V142H176ZM260 141V142H259ZM62 142V143H61ZM70 142V143H69ZM90 142V143H89ZM113 142V143H112ZM13 143L15 144V141L13 140ZM35 143V144H34ZM42 143V144H41ZM48 143V144H47ZM53 143H55V144H53ZM69 143V144H68ZM82 143V144H81ZM92 143H94V145L92 144ZM111 143H112V145H111ZM118 143V144H117ZM162 143L164 144V145H162ZM176 143H177V145H176ZM29 144H31V145H29ZM40 144V145H39ZM47 144V145H46ZM73 144H75V145H73ZM77 144V145H76ZM93 146H92V145ZM148 144V145H147ZM180 144V146H178ZM257 144V145H256ZM33 145V146H32ZM52 145V146H51ZM81 145H82V147H81ZM152 145V146H151ZM223 145V144H222ZM230 145H232V143L231 144H229V146ZM254 145L255 146H248V149H249V151L246 153V154H243L244 155V157L245 156H247V155H251V156H248L249 158H254L255 157V159H256V161H258V162H255V159H254V162L255 163H258V164H260L259 162V160H258V156H256V155H261L262 153H263V151H264V149H262V146H263V148H264V138H260V140H259V138H256V140L254 141ZM36 146V147H35ZM60 146H61V148H60ZM116 146V147H115ZM134 146H133V148H134ZM224 146V145H223ZM256 146H259V147H261V148H259V147H256ZM40 147V148H39ZM57 147V148H56ZM71 147V148H70ZM84 147V148H83ZM87 147V148H86ZM151 147V148H150ZM208 147V148H207ZM253 147V148H252ZM50 148V149H49ZM55 148H56V150H55ZM73 148V149H72ZM78 148V149H77ZM81 148V149H80ZM157 148V149H156ZM162 148H164V149H162ZM37 149V150H36ZM38 149H39V151H38ZM42 149V150H41ZM45 149V150H44ZM51 149H53V150H51ZM88 149V150H87ZM145 149V150H146ZM161 149V151H162V153H161V151L159 152L158 150H160ZM176 149H177V151H176ZM256 149V151L259 149V150H261L259 153H255L254 154V150ZM41 150V151H40ZM47 150H48V152H47ZM56 152H55V151ZM79 150V151H78ZM155 150V152L153 153V151ZM164 150V151H163ZM166 150V151H165ZM180 150V151H179ZM37 151V152H36ZM42 151H44L43 153H41ZM64 151V152H63ZM70 151H72V153L70 152ZM94 152V153H92V152ZM174 151V152H173ZM179 151V152H178ZM208 151V152H209ZM253 151V152H252ZM79 152V153H78ZM156 152H159L160 154H157L156 155ZM168 153V155L166 154V153ZM198 152H199V154H198ZM56 153V154H55ZM60 153V154H59ZM65 153V154H64ZM170 153V154H169ZM183 153H184V155H183ZM250 153V154H249ZM92 154V155H91ZM120 154H122V155H127V152H126V150H124V151H122ZM151 154H153V155H151ZM63 155V156H62ZM107 155V156H106ZM124 155V156H125ZM179 155V156H178ZM182 155V156H181ZM50 156V157H49ZM53 156V157H52ZM56 158H55V157ZM163 156V157H162ZM184 156V157H183ZM51 157H52V159H51ZM71 157V158H70ZM74 157V158H73ZM95 157V158H94ZM199 157H200V159L202 160V162H200L201 160L199 159ZM22 158V157H21ZM91 158V159H90ZM168 158V159H167ZM23 159V158H22ZM49 159V160H48ZM56 161H55V160ZM69 161H67V160ZM155 159V160H154ZM166 159V160H165ZM179 159V160H178ZM48 160V161H47ZM71 160V161H70ZM100 160V161H99ZM53 161V162H52ZM74 161V162H73ZM102 161V162H101ZM153 161V162H152ZM205 161V162H204ZM48 162H52L51 164L49 163L48 164ZM99 162V163H98ZM163 162V163H162ZM261 162H263V161H261ZM161 163V164H160ZM200 163H202V165H201V167H199V165H200ZM48 164V165H47ZM52 164H53V166H52ZM57 165L58 166V174H55V172H54V166L55 165ZM60 164V165H59ZM102 164V165H101ZM130 164V165H129ZM186 164V165H185ZM50 165V166H49ZM95 165V166H94ZM149 165V167H146L147 169L148 168H151L152 167V165L150 166ZM173 165V167H171ZM181 165V166H180ZM189 165V166H188ZM262 167L260 166V168H261V170H263V173L261 174L260 172H261V170H257L258 171V174H260L261 176H260V179L258 180L259 182L258 183H256V179L254 180V181H252V180H250L249 182L250 183H248V184H250L251 185V187H250V190H253L256 186L258 187V188H263V190H264V162L262 163ZM44 166V167H43ZM47 166V167H46ZM50 168H49V167ZM86 166V167H85ZM103 166V167H102ZM179 166V167H178ZM186 166V167H185ZM93 167V168H92ZM115 167H116V164H115ZM132 167V168H131ZM164 167V168H163ZM95 168H97V169H95ZM103 170H102V169ZM109 168L112 170H109ZM187 170H186V169ZM5 169H8V168H5ZM21 169V168H20ZM49 170L50 172H47L46 170ZM64 169H68V171L69 170H71V171H69L70 172V175H66V177H65V173H64ZM95 169V170H94ZM106 169V170H105ZM108 169V170H107ZM94 170V171H93ZM100 170H102V171H100ZM202 170V169H201ZM200 170V171H201ZM213 170H215V172H217V169L216 168H213ZM254 170V171H253ZM8 171H9V169H8ZM28 171H30V172H32L31 170H28ZM28 171H27V173H28ZM93 171V172H92ZM109 171H111V174H112V176H113V174H114V176H113V178L115 179V181H112V183H113V186L115 187V185H116V189H115V191L116 192H118L117 190H119L120 189V193L118 192L117 194H114L116 197H118V198H120L119 196V194H122V196H124V197H127L126 199H124V197H121V199L119 200V202H118V204L117 205H115V208L113 209V205H111V206H107V208L106 207H104V206H102V205H104V203L105 202H103V201H106V199H108V197H109V194H111V193H109V192H107L106 190H104V189H109V185H106L105 186V183H103L102 182V180L101 179H103L105 176H106V174L107 173H109ZM257 171H256V169H253V167H252V174H257ZM11 172L14 174V176L16 177V178H18L19 176H20V174H21V172H23V171H20V170H16V171H12L11 170ZM16 172V173H15ZM52 172V173H51ZM98 172H100L99 173V175H98ZM113 172V173H112ZM160 171L159 170H157V174L159 173ZM183 172V173H182ZM39 175H38V174ZM46 173V174H45ZM86 173H87V175L88 176H85L86 175ZM166 173V174H165ZM49 174V175H48ZM84 174V175H83ZM96 174V175H95ZM118 174H122V178H119V179H117V175ZM50 175H53V176H50ZM56 177H55V176ZM94 177H93V176ZM98 175V176H97ZM101 175V176H100ZM168 177H170V178H167V176ZM39 176V177H38ZM41 176V177H40ZM73 176V177H72ZM83 176H84V178H83ZM97 176V177H96ZM100 176V177H99ZM104 176V177H103ZM125 176V177H124ZM244 176V175H243ZM69 179H68V178ZM89 177V178H88ZM96 177V178H95ZM135 177H136V179L138 178V175L136 174L135 175ZM34 178V179H33ZM63 178V179H62ZM64 179H66V181L64 180ZM67 179H68V181H67ZM81 179V180H80ZM84 179H87V181H83ZM262 179V180H261ZM56 180V181H55ZM91 180V181H90ZM101 180V181H100ZM138 180V179H137ZM171 180L172 181H174L175 183L174 184H172V182H171ZM78 181V182H77ZM167 182H169V183H167ZM54 183V184H55ZM68 184V187H65V186H67V184ZM106 183H111L110 182V180L109 181H107ZM123 183V184H122ZM235 184H236V186H239V188H235L234 189V187H232L231 185L232 184H228V185H226V188L225 189H228L229 188V191L228 192H230V193H228V195L230 196L229 198H230V200L229 199H223V198H220V200L217 198L216 199V197L215 198H212V202L214 203V202H217V200H219V201H221V199L223 200V201H221L222 203V205H226V207H228V208H230V206H232V205H234L235 206V208H238V210H247L248 209V207H249V205H255L258 209H261V206H264V204H263V202L261 203V199L260 200H254L253 202L251 201H247L246 199H248L249 198V196H246V199H244V198H240L241 197V195H242V192L240 193L238 190L240 189V184L242 185V186H244V185H247V184H244L243 183V181H239V182H234ZM90 184H92V185H90V187H89V185ZM129 184V185H128ZM253 184V185H252ZM122 187H121V186ZM123 185H124V187H123ZM72 186H73V188H72ZM88 186V187H87ZM91 186H93L92 188H91ZM98 186V187H97ZM119 186V187H118ZM163 186H165V188L163 187ZM174 186V187H173ZM177 186V187H176ZM255 186V187H254ZM64 187V188H63ZM97 187V188H96ZM166 187H168V188H166ZM232 187V188H231ZM245 188H248V187H246V186H244ZM254 187V188H253ZM257 187H256V189H257ZM68 188H70L69 190H71V191H69V193H71V194H69L68 193V191H66V189L68 190ZM91 189V190H89V189ZM99 188H101V189H99ZM119 188V189H118ZM175 188H178V189H175ZM73 189L75 190V192H77L78 194H75V192H73ZM76 189H77V191H76ZM93 189H94V191H93ZM162 189V190H161ZM164 189V190H163ZM175 189V190H174ZM224 189V190H225ZM43 189H41V190H35L36 192H34V194H35V196H36V198L37 199H44L45 198V196H44V191H42ZM97 190V191H96ZM102 190V191H101ZM124 190V191H123ZM125 190H126V192H125ZM129 190H131V192L129 191ZM172 190V191H171ZM178 190H179V192H178ZM209 190V189H208ZM223 189H221V192L223 193V195H226L225 193H227L226 191H224ZM91 191V192H90ZM103 193H101V192ZM114 191V192H115ZM211 191V190H210ZM80 192V193H79ZM95 192V193H94ZM115 192V193H116ZM121 192H123V193H121ZM128 192V193H127ZM130 192V193H129ZM175 192V193H174ZM225 192V193H224ZM236 192H239L238 193V197H235L234 196V194L236 193ZM254 192H257V191H254ZM73 193V194H72ZM94 194L92 197L90 196V194ZM97 193V194H96ZM216 193H218V192H216ZM172 196H171V195ZM210 194V193H209ZM231 194H232V196H231ZM241 194V195H240ZM41 195V196H40ZM67 195H70V196H67ZM71 195H73V199H72V197H71ZM77 195V196H76ZM89 195V196H88ZM102 195V196H101ZM118 195V196H117ZM130 195V196H129ZM240 195V196H239ZM43 196V197H42ZM62 196V197H61ZM98 196V199L97 198H95V197H97ZM99 196H100V199H99ZM107 196V197H106ZM61 197V198H60ZM85 197V198H84ZM87 197L89 198V199H87ZM95 198V200H94V198ZM103 198V199H102ZM129 198V199H128ZM150 198H152V197H145V198H142V200L143 201H145V203H148V205H146V208H145V210L147 211V210H149V208L148 207H150V205H152V203H153V199L154 198H152V199H150ZM232 198V199H231ZM66 199H67V201H66ZM69 199V200H68ZM97 199V200H96ZM128 200V202H130V208H127V210L126 209H124V208H126V206H124L123 205V203H122V201L121 200ZM70 200H71V203H70ZM73 200V201H72ZM86 200V201H85ZM89 200V201H88ZM92 200V201H91ZM130 200V201H129ZM151 200V201H150ZM52 201V200H51ZM54 201V200H53ZM53 201H52V203H53ZM64 201V202H63ZM87 201H88V203H87ZM62 202V203H61ZM70 204H69V203ZM84 202H85V205H87L88 204V206H85L84 205ZM151 202V203H150ZM50 204H51V202H50ZM65 204H66V207L63 209V207L65 206ZM68 204V205H67ZM94 204V205H93ZM249 204V205H248ZM64 205V206H63ZM74 205V206H73ZM76 205V206H75ZM120 205H122V206H120ZM101 206V207H100ZM124 206V207H123ZM197 206V207H196ZM196 208L198 209L199 207H200V205L198 206L197 204H196ZM247 206V207H246ZM58 207V208H57ZM68 207H69V209H68ZM70 207L72 208V209H70ZM87 209H86V208ZM39 208H41V206H39ZM60 208H62V209H60ZM73 208L75 209V211L73 210ZM83 208V209H82ZM84 208H85V210L87 211V210H89L91 213L90 214H86V213H84ZM104 208V209H103ZM247 208V209H246ZM250 208V207H249ZM60 211H59V210ZM56 210L57 211H59V212H57V214H56ZM62 210H63V212L64 213H62ZM72 210V211H71ZM83 211V212H82ZM85 211V212H86ZM120 211V212H119ZM68 212H69V216H68ZM95 212V213H94ZM58 213H59V216H58ZM81 213L83 214V215H85V216H83L82 215V218H81ZM264 210H263V212H260V214H262L263 216L261 217V218H263L264 217ZM54 214H55V217H54ZM64 214V215H63ZM71 214V215H70ZM93 214V215H92ZM114 216H113V215ZM57 215V216H56ZM66 215V216H65ZM79 215V216H78ZM87 215H89L90 217H93V218H91L90 219V217H88L87 218ZM109 215V216H108ZM122 215V216H121ZM64 216V217H63ZM67 216L68 217H70V218H67ZM72 216H74V217H72ZM99 216V217H98ZM109 217V218H108ZM66 218L68 219V220H66ZM78 218V219H77ZM97 218V219H96ZM129 218V217H128ZM175 218H179V221L176 219L175 220ZM86 219V220H85ZM88 219H90V220H88ZM184 219V220H183ZM260 219V218H259ZM78 220H80V221H78ZM81 220H82V222H81ZM91 220L92 221H94V223H93V225H89L90 223H91ZM98 222H97V221ZM121 220V221H120ZM124 220H125V218H124ZM128 220H130V218L128 219ZM86 221H88V222H86ZM96 221V222H95ZM113 221V220H112ZM68 222V223H67ZM81 222V223H80ZM128 222H130V221H128ZM131 222H132V219H131ZM75 224V225H74ZM87 224V225H86ZM151 226H150V225ZM101 225V226H100ZM129 225H130V227H129ZM198 225H201L200 223H198ZM68 226V227H67ZM80 226V227H79ZM177 226V227H176ZM70 227V228H69ZM73 227H75V229H73ZM84 227V228H83ZM150 227V228H149ZM152 227V228H151ZM173 228H175V229H173ZM218 228H223V230H219ZM80 229H82V230H80ZM175 230V231H174ZM233 229H231V230H229V231H232ZM253 230V229H252ZM70 233H69V232ZM106 231H108V232H106ZM173 231V232H172ZM259 232V231H258ZM87 233V234H86ZM90 233V232H89ZM93 233H94V231H93ZM155 233H157V234H155ZM180 233V232H179ZM74 234V235H73ZM183 235L185 234V233H182ZM251 234V235H250ZM254 234V235H253ZM108 235V236H107ZM131 236V238H130V236ZM160 235V240H158V241H153V240H150L151 238L153 239V237H155V236H159ZM232 235H233V237H232ZM253 235V236H252ZM256 236V237H255ZM74 237V238H73ZM78 237V238H77ZM231 237V238H230ZM254 237V238H253ZM48 238V239H49ZM130 238V239H129ZM135 238V239H134ZM139 238H140V241H139ZM230 238V239H229ZM48 239H46V241L48 240ZM82 239V240H81ZM87 239V240H86ZM204 239V238H203ZM86 240V241H85ZM131 242H133L134 244H131L130 243V241ZM73 241H75V245L74 244H72V242ZM82 241H85V242H82ZM139 241V242H138ZM141 241H143V242H141ZM153 241V242H152ZM247 241V242H246ZM141 242V243H140ZM263 242H264V239H263ZM46 243V242H45ZM50 243V244H49ZM54 243V244H53ZM59 243V244H58ZM79 243V244H78ZM58 244V245H57ZM62 245V247H61V245ZM71 244H72V246H71ZM149 244V245H148ZM254 244V243H253ZM53 245V246H52ZM54 245H55V247H54ZM137 245V246H136ZM155 245V246H154ZM157 245V246H156ZM49 246H51V248L49 247ZM60 246V247H59ZM86 246V247H85ZM131 246V247H130ZM160 246V251L159 252H157V250L155 249V248H158ZM238 246L240 247L239 249L240 250H238L237 248H238ZM246 246V247H245ZM54 247V248H53ZM70 247H72V249L70 248ZM89 248V247H91L92 248V250L94 251V252H96L97 254H96V256L95 257H92V256H89L88 255V253L87 252H84L83 251V253H81L80 254V256L77 254L78 252L77 251H79L81 248ZM166 247V248H165ZM242 247V248H241ZM262 247V248H261ZM140 248V249H139ZM148 248V249H147ZM52 249V250H51ZM54 249V250H53ZM132 249V250H131ZM147 249V250H146ZM232 249H234V250H232ZM244 249V250H243ZM62 250V251H61ZM70 250H72V251H70ZM123 250V251H122ZM126 250V251H125ZM258 250V251H257ZM43 251V252H42ZM57 251V252H56ZM67 251V252H66ZM236 251H240L239 252V254H238V252L236 253ZM244 251V252H243ZM253 251H254V253H253ZM133 252V253H132ZM138 252V253H137ZM143 252V253H142ZM155 252H157V253H155ZM243 252V254H241ZM262 253V255H261V253ZM181 255H186L185 257H182L181 258V256H180V254ZM203 253V254H202ZM238 255V256H240V257H238V256H235L236 254ZM45 254V255H44ZM47 254H48V256H47ZM59 254V255H58ZM169 254V255H168ZM256 254H258V256L256 255ZM51 255H53V256H51ZM54 255H56V256H54ZM132 255V256H131ZM135 255V256H134ZM202 255H205V258H204V256H202ZM229 255H231V256H229ZM255 255V256H254ZM71 256V257H70ZM171 256V257H170ZM202 259L203 258V260H200V258ZM213 256H214V258H213ZM41 257H43L42 259H41ZM50 259H49V258ZM52 257H55L54 259L52 258ZM58 257V258H57ZM103 257L104 258H107L110 262H108L107 260H106V262H105V259H103ZM138 257V258H137ZM141 257V258H140ZM230 257V258H229ZM233 257H235V259L233 258ZM244 257V258H243ZM263 259H262V258ZM39 258V259H38ZM49 260H48V259ZM66 258V259H65ZM69 258V259H68ZM71 258V259H70ZM82 258V259H81ZM167 258V259H166ZM199 258V259H198ZM237 258V259H236ZM256 258V259H255ZM258 258V259H257ZM58 259V260H57ZM60 259V260H59ZM80 259H81V261H80ZM171 259V260H170ZM174 259V260H173ZM207 259V260H206ZM217 259H218V261H217ZM246 260L245 262H243L244 260ZM68 260V261H67ZM79 260V261H78ZM117 262H116V261ZM181 260V261H180ZM200 260V261H199ZM211 262H209V261ZM224 260V261H223ZM232 260V261H231ZM249 260V261H248ZM40 261V262H39ZM147 261V262H146ZM158 261V262H157ZM176 261V262H175ZM192 261V262H191ZM247 261H248V263H247ZM256 261V262H255ZM2 262H4V260L2 261ZM1 262V263H2ZM135 262V263H134ZM152 262H154V263H152ZM156 262V263H155ZM171 262V263H170ZM215 262V261H214ZM213 262V263H214ZM229 262V263H228ZM255 262V263H254ZM262 262H260V264L262 263ZM0 263V264H1ZM262 264H264V263H262Z\"/></svg>", "mask_w": 264, "mask_h": 264}, {"label": "flooded vegetation", "instance_id": "flooded-vegetation-1", "mask_svg": "<svg viewBox=\"0 0 264 264\" xmlns=\"http://www.w3.org/2000/svg\"><path fill=\"white\" fill-rule=\"evenodd\" d=\"M245 111L246 112H248L249 111V107L247 106L246 108H245ZM244 111V112H245ZM200 132V130H198L197 131V133H199ZM185 136V135H184ZM184 145V144H183ZM183 145H182V147H183ZM220 150L221 152H223L224 150H225V146H223L222 144H220V145H218V147H217V150ZM219 150H218V152H219ZM223 150V151H222ZM264 152V151H263ZM212 173L213 172V170H211V169H209V172L208 173ZM208 176H209V174H208ZM252 176L253 177H255V175L254 174H252ZM225 193V192H224ZM226 195H223V193H222V197L223 198H228V197H230L229 195H228V193H225ZM228 211V212H227ZM235 216H240L241 217V215L240 214H238L237 212H236V209L235 208H229V209H226L224 212H222L221 214H220V216H218L217 218V220L218 221H220L221 220V222H225V221H223V220H226V219H233V218H236ZM155 240H157V236H155V237H153V241H155Z\"/></svg>", "mask_w": 264, "mask_h": 264}]
</instances>
